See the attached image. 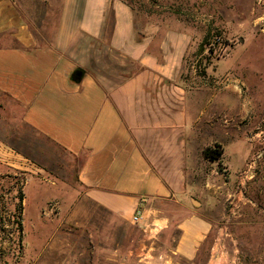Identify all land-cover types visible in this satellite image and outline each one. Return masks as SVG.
I'll list each match as a JSON object with an SVG mask.
<instances>
[{
    "label": "crops",
    "instance_id": "0c3cea01",
    "mask_svg": "<svg viewBox=\"0 0 264 264\" xmlns=\"http://www.w3.org/2000/svg\"><path fill=\"white\" fill-rule=\"evenodd\" d=\"M194 50L192 29L142 20L124 0H0V110L78 160L89 202L125 222L139 209L146 256L169 246L191 264L226 183L251 161L253 177L264 133L220 70L230 55L198 75ZM4 146L17 151L0 141L1 165L20 169L25 156ZM215 146L221 158L209 162L202 151ZM222 259L213 244L205 264Z\"/></svg>",
    "mask_w": 264,
    "mask_h": 264
},
{
    "label": "rangeland",
    "instance_id": "374dc122",
    "mask_svg": "<svg viewBox=\"0 0 264 264\" xmlns=\"http://www.w3.org/2000/svg\"><path fill=\"white\" fill-rule=\"evenodd\" d=\"M124 1L142 20L192 29L195 50L187 62L196 74L205 75L207 67L230 55L220 70L227 68L239 81L258 132L264 129V0ZM206 35L212 52L200 45ZM257 140L253 177L226 183L220 206L210 212L216 229L197 264H205L213 244L223 254L217 264H264V133ZM0 141L25 156L18 170L0 161V223L6 230L14 227L6 215L20 204L17 189L24 196L20 247L15 234H0V264H191L171 257L169 246H155L146 256L148 245L136 225L88 201L77 182L78 160L1 110Z\"/></svg>",
    "mask_w": 264,
    "mask_h": 264
},
{
    "label": "trees",
    "instance_id": "16d2710c",
    "mask_svg": "<svg viewBox=\"0 0 264 264\" xmlns=\"http://www.w3.org/2000/svg\"><path fill=\"white\" fill-rule=\"evenodd\" d=\"M208 36L209 35H206L204 37L202 43L200 44L201 47H203L205 44L208 45L206 43ZM208 51L212 52L211 49H208ZM221 155H222V150L220 149L219 146H215L213 148L208 147L202 151L203 158L209 162H218L221 158ZM17 198H18L20 204L11 213H8V215H6L10 219V221L12 219L11 222L14 225V227H13V229L6 230L4 228L5 225L3 223H0V234H4L5 232L9 233L11 235L15 234L16 235L15 241L17 242V246L20 247V244L22 241V224H21L22 206H21V201L24 199V196H23L21 189H17Z\"/></svg>",
    "mask_w": 264,
    "mask_h": 264
},
{
    "label": "built area",
    "instance_id": "2783aa9c",
    "mask_svg": "<svg viewBox=\"0 0 264 264\" xmlns=\"http://www.w3.org/2000/svg\"><path fill=\"white\" fill-rule=\"evenodd\" d=\"M218 40V39H217ZM208 49H211L213 47V44L210 43L208 44ZM253 163V162H252ZM251 164L248 165V168L245 169V171H243V173L241 174V181H245L247 179H249V172H251ZM141 220V212L139 209H137L134 214L132 215V218L130 220V222L134 225H137Z\"/></svg>",
    "mask_w": 264,
    "mask_h": 264
},
{
    "label": "water",
    "instance_id": "95a60500",
    "mask_svg": "<svg viewBox=\"0 0 264 264\" xmlns=\"http://www.w3.org/2000/svg\"><path fill=\"white\" fill-rule=\"evenodd\" d=\"M240 41H242V40L240 39Z\"/></svg>",
    "mask_w": 264,
    "mask_h": 264
}]
</instances>
